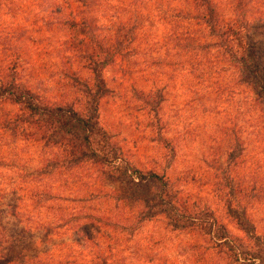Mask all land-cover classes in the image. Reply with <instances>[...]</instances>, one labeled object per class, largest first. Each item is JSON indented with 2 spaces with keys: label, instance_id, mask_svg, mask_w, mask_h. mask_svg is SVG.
<instances>
[{
  "label": "rangeland",
  "instance_id": "rangeland-1",
  "mask_svg": "<svg viewBox=\"0 0 264 264\" xmlns=\"http://www.w3.org/2000/svg\"><path fill=\"white\" fill-rule=\"evenodd\" d=\"M78 1L0 0V77L11 76L8 66L12 68L17 60L13 48L21 47L20 63L13 69L16 77H9V82L14 79L43 99L64 102L85 113L88 92L83 87H66L63 79L62 58L69 53L63 43L69 35L61 24L84 5L96 19L101 37L114 35L122 25L139 19V38L129 55L125 60L118 58L106 71L112 92L101 103L102 126L136 168L168 176L190 208L208 209L232 236L246 239L228 212L235 202L243 203L264 242V104L233 67L214 54L198 52L206 39L202 28L180 13L188 8L187 2L87 0L81 5ZM215 1L226 16L232 14L235 0ZM251 3L254 39L264 53V0ZM58 8H63L59 15ZM76 63L70 66L92 86L91 72ZM143 90L162 92V105L161 99H154L161 105L157 116L140 94ZM6 108L19 111L16 106ZM53 151L0 133V232L15 239L23 235L19 239L23 246L51 250L59 262L67 255L64 248L73 245V264H104L98 262L105 258L106 264L250 263L234 256L212 235L198 229L173 231L159 217L144 221L135 231L111 229L115 234L109 231L112 237L108 238L97 227L91 243L81 228L73 239L74 233L66 234L53 217L72 207L67 201L73 196L69 185L61 175L49 178L36 172ZM89 177L84 176V183L93 184L95 179ZM36 191H50L52 200H36ZM105 205L97 199L92 209L123 223L143 208L130 201L118 216L114 205ZM57 231L53 237L48 235Z\"/></svg>",
  "mask_w": 264,
  "mask_h": 264
},
{
  "label": "trees",
  "instance_id": "trees-1",
  "mask_svg": "<svg viewBox=\"0 0 264 264\" xmlns=\"http://www.w3.org/2000/svg\"><path fill=\"white\" fill-rule=\"evenodd\" d=\"M185 1L188 8L180 10V13L197 23L206 39L197 49L198 52L214 54L219 61L233 67L239 72L243 84L256 94L258 102L264 104V53L253 35L251 0H235L230 16L222 12L215 0ZM78 2L81 5L87 4V0ZM69 10H73L72 5ZM61 12L63 8H58L56 14ZM137 20L133 23L129 21L127 26L122 25L114 35L101 37L96 19L88 15L84 5L74 17L61 24L69 35V39L63 43L65 52H69L66 58H62L66 65L63 79L67 80L66 87H83L88 92L85 113L73 105L43 99L14 79L9 82L12 76L16 77L14 70L23 52L21 47L13 48L17 60L12 68L8 66L6 69L11 76L5 79L0 77V133L13 141L42 144L51 151L57 150L51 152L52 157L36 172L41 177L49 178L61 175L65 184L69 185L68 192L75 196L67 200L72 207L60 210L53 217L61 223L60 228L67 230L66 234L74 233L73 239L79 237L78 230L81 228L91 243L95 240L93 230L97 227L102 237L108 238L112 237L110 232L135 231L144 221L159 217L165 218L173 231L198 229V232L212 235L217 243L228 248L234 256H241L249 264H264V242L257 235L256 227L243 203L235 202L228 208V212L246 233V239L232 236L208 209L199 211L190 208L181 199L175 183L168 176L136 168L123 148L114 142L102 126L101 103L112 92L106 71L118 58L125 60L130 47L137 42ZM76 62L91 72L92 86L82 79L80 71H74L72 66ZM140 94L147 100L146 104L152 107L151 112L157 116L164 98L162 92L143 90ZM155 98L161 99L160 106L155 104ZM7 105L19 107V111L14 112L6 108ZM84 176L94 178V183H84ZM49 192L36 191L34 197L40 202L51 201ZM97 199L111 205V208L114 205L113 212L118 213V216H121L120 210L123 211L125 204L130 201L141 203L143 208L131 219H125V223L121 220L116 222L92 209ZM53 225L51 222L50 226ZM54 234L59 232L48 235L53 237ZM20 238L15 239L0 232V264H73L71 260L75 257V250L70 248L73 245L64 248L67 251L65 259L57 262L51 250L40 251L37 247L23 246ZM259 243L261 246L255 248L254 245ZM105 261L106 258L98 263L106 264Z\"/></svg>",
  "mask_w": 264,
  "mask_h": 264
}]
</instances>
